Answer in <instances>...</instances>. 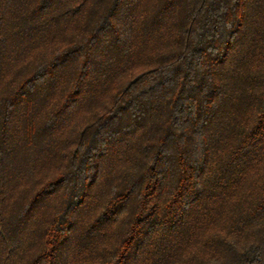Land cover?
<instances>
[{"label": "trees", "instance_id": "obj_1", "mask_svg": "<svg viewBox=\"0 0 264 264\" xmlns=\"http://www.w3.org/2000/svg\"><path fill=\"white\" fill-rule=\"evenodd\" d=\"M0 264H264V0H0Z\"/></svg>", "mask_w": 264, "mask_h": 264}]
</instances>
